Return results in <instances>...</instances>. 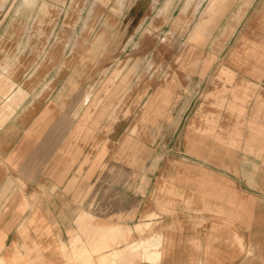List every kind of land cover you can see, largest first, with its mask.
<instances>
[{
	"label": "rangeland",
	"instance_id": "374dc122",
	"mask_svg": "<svg viewBox=\"0 0 264 264\" xmlns=\"http://www.w3.org/2000/svg\"><path fill=\"white\" fill-rule=\"evenodd\" d=\"M80 1L0 0V73L20 84L29 130L46 125L48 105L55 123L70 111L55 141L69 145L72 173L173 172L191 127L223 121L215 103L197 117L207 95L264 87V0H221L207 14L210 0ZM24 135L0 133V159Z\"/></svg>",
	"mask_w": 264,
	"mask_h": 264
},
{
	"label": "crops",
	"instance_id": "0c3cea01",
	"mask_svg": "<svg viewBox=\"0 0 264 264\" xmlns=\"http://www.w3.org/2000/svg\"><path fill=\"white\" fill-rule=\"evenodd\" d=\"M260 86L207 95L197 117L216 115L215 103L223 121L191 127L188 157L173 172L91 174L72 173L69 145L55 141L70 133V111L55 123L48 105L46 125L29 130L20 84L0 73V133L26 135L16 157L0 159V264H264Z\"/></svg>",
	"mask_w": 264,
	"mask_h": 264
},
{
	"label": "bare ground",
	"instance_id": "6f19581e",
	"mask_svg": "<svg viewBox=\"0 0 264 264\" xmlns=\"http://www.w3.org/2000/svg\"><path fill=\"white\" fill-rule=\"evenodd\" d=\"M25 1V0H24ZM35 1V0H34ZM5 2V1H4ZM3 2V3H4ZM80 2H82V0L80 1ZM97 2H105V0H97ZM1 3H2V1H1ZM2 3V4H3ZM25 3V2H24ZM50 3V2H49ZM76 3V2H75ZM83 3V2H82ZM29 4H30V2H29ZM5 5V4H4ZM81 5V4H80ZM1 7H2V5H0ZM43 7V6H42ZM26 8V7H25ZM52 8V7H51ZM72 8V7H71ZM83 8V7H82ZM47 9H48V7L46 6V5H44V7L42 8V10H41V13L42 14H46V11H47ZM77 9V8H76ZM23 10V9H22ZM29 10V9H28ZM54 10V9H53ZM56 10V9H55ZM54 10V11H55ZM17 11V10H16ZM78 11V10H77ZM18 12V11H17ZM52 12V11H51ZM70 12V11H69ZM75 12V11H74ZM16 13V12H15ZM55 13V12H54ZM18 14V13H17ZM30 14V13H29ZM74 14V13H73ZM55 15H56V13H55ZM78 15V14H77ZM53 16V15H52ZM57 16V15H56ZM56 16H54L55 17V20H56V18L58 17H56ZM43 17V16H42ZM68 17V16H67ZM47 18V17H46ZM50 18H53V17H51L50 16ZM74 18V17H73ZM41 19V18H40ZM43 20V19H42ZM35 21V20H34ZM44 21H45V19H44ZM39 22V21H38ZM65 22H66V20H65ZM78 22V21H77ZM74 23V22H73ZM69 24V23H68ZM155 24V23H154ZM39 25V24H38ZM41 26V25H40ZM44 26V25H43ZM45 27V26H44ZM73 28V27H72ZM48 30V29H47ZM46 30V31H47ZM49 33V32H48ZM60 38H62V37H60ZM58 41V40H57ZM59 41H61V40H59ZM148 214V213H147ZM139 231H143L141 228H139ZM143 234V233H142ZM144 247H146L147 246V243H145L144 245H143ZM103 263L105 264V261H103Z\"/></svg>",
	"mask_w": 264,
	"mask_h": 264
}]
</instances>
